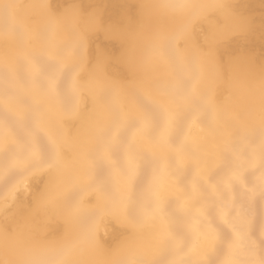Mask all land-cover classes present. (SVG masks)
<instances>
[{
  "label": "clouds",
  "instance_id": "obj_1",
  "mask_svg": "<svg viewBox=\"0 0 264 264\" xmlns=\"http://www.w3.org/2000/svg\"><path fill=\"white\" fill-rule=\"evenodd\" d=\"M0 264H264V0H0Z\"/></svg>",
  "mask_w": 264,
  "mask_h": 264
},
{
  "label": "snow or ice",
  "instance_id": "obj_2",
  "mask_svg": "<svg viewBox=\"0 0 264 264\" xmlns=\"http://www.w3.org/2000/svg\"><path fill=\"white\" fill-rule=\"evenodd\" d=\"M163 136H164V133H162V138H163Z\"/></svg>",
  "mask_w": 264,
  "mask_h": 264
}]
</instances>
